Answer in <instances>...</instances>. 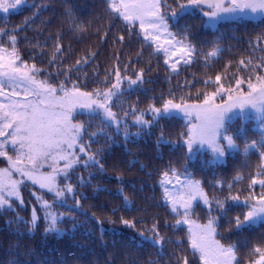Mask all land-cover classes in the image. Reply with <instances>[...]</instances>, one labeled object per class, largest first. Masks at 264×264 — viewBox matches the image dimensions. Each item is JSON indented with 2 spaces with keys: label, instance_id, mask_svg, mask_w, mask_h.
Returning a JSON list of instances; mask_svg holds the SVG:
<instances>
[{
  "label": "snow or ice",
  "instance_id": "snow-or-ice-1",
  "mask_svg": "<svg viewBox=\"0 0 264 264\" xmlns=\"http://www.w3.org/2000/svg\"><path fill=\"white\" fill-rule=\"evenodd\" d=\"M45 7L43 3L29 5L28 0H0V14L5 19L13 12L32 9L23 25L11 28L0 25V215L14 213L17 203L24 205L23 191L29 186L39 190V194L35 191L31 194L42 212L41 216L34 207L30 220L15 213L8 220L7 229L20 237L24 232L36 233L42 222L46 237H74L80 229L91 234L95 228L103 241L104 219L95 212L89 215L81 202L88 199L81 190L92 187L98 191L93 180L96 176H107L104 149L93 150V143L100 144L101 140L106 146L116 143L109 131L112 130L117 137L122 135L127 145L133 135L139 137L153 124L179 118L185 122V131L179 134L178 142L187 160L210 153L207 164L212 166L223 164L230 156L242 157L241 169L231 182L216 180L210 192L187 166L181 169L170 163L158 173V183L162 206L168 209L173 223L164 220L162 228L158 217H153L149 224L142 218L123 215L118 220L109 217L107 222H118L137 231L139 239L133 238L128 247L139 249L150 244L160 256L154 264H240L237 246L221 234V220H227V231L264 226V32L248 41L247 53L235 61H227L221 72L207 76L195 95L187 87L181 95L170 90L167 98L161 97L159 106L153 102L147 109H141L128 102L126 96L151 81L145 79L144 69L129 74L131 61L121 71L119 57L115 56L117 64L112 71L106 72L95 88L82 90L78 82L80 66L94 59L95 51L64 67L65 50L57 34L49 63L61 69L58 75L64 79L58 81L50 73L41 76L42 69L36 63L22 58L18 40L21 28L34 23ZM106 10L109 17L123 23L129 40L135 36L154 54L162 56L172 74H179L181 63L188 66L201 58L207 69L212 62H219L225 52L219 43L209 45L208 51L198 50L189 40L187 30L180 29V21L185 17L199 13L201 22L209 28L249 20L264 23V0H106ZM65 15L73 20L70 11ZM40 24L44 25V21ZM173 27L180 31H173ZM72 28L76 32L87 31L85 25L74 21ZM118 40L124 44L126 35H119ZM29 44L41 50L46 47L38 41ZM137 56H143V47ZM74 72L77 80L72 79ZM96 121L99 123L95 124ZM249 124L253 126L247 127ZM131 126L138 129L135 134L130 132ZM159 142L168 143L163 135ZM253 156L258 157L254 168ZM126 163L127 168L113 165L115 176L109 179H115L119 185L115 195L125 211H143L137 209L125 188V175L139 161ZM140 168L143 170L144 165L140 164ZM245 183L247 188L241 187ZM130 187L135 190V185ZM199 205L207 209L204 221L195 215V207ZM232 207L243 211L228 220ZM117 211L112 209V215ZM67 224H71L70 230H66ZM167 231L185 235L173 241ZM185 240L190 253L178 256L173 253L174 260L165 257L168 245L183 249ZM10 254L15 258L8 264H25L19 257L34 255L32 250H21L19 245L13 246ZM248 264H264V241L252 246Z\"/></svg>",
  "mask_w": 264,
  "mask_h": 264
},
{
  "label": "trees",
  "instance_id": "trees-1",
  "mask_svg": "<svg viewBox=\"0 0 264 264\" xmlns=\"http://www.w3.org/2000/svg\"><path fill=\"white\" fill-rule=\"evenodd\" d=\"M29 5L45 4L41 15L27 26L21 28L19 33V48L24 60L36 63L42 69L41 76L51 74L53 80H63V75H58L60 68L56 64L49 63V55L54 37L59 34L61 43L65 50L62 58L63 65L73 64L75 59L95 51L96 57L90 59L86 65H81L78 75V82L83 86L82 90H91L97 86V81L102 80L106 72H111L117 64L115 56L119 57L121 71L123 66L131 64L128 73L132 74L137 69H144L145 79L151 83L136 92L126 96V100L135 103L141 109H147L150 103L156 102L159 106L161 97L167 98L170 90L177 95L183 94V90L191 88L193 95L197 89L203 87V81L207 76L214 75L223 70L224 65L229 60H237L241 54L247 53L248 41L254 40L255 36L264 32V23L259 20H249L237 23H222L215 28H208L201 22L202 17L199 13L194 16L185 17L180 21V29H186L189 40L200 51H208V46L219 43L225 49L223 57L219 62H212L206 69L204 60L185 66L178 65L179 74H172L170 69L164 64L163 57L153 53L133 36L127 38L122 22L109 17L106 10V0H28ZM73 14V20L66 17V12ZM32 14L29 8L21 13L13 12L5 19L0 14V25L11 28L12 26L23 25L26 17ZM44 21V25L40 21ZM73 21L87 27L86 32L73 31ZM173 27V31H180ZM138 31V29L136 30ZM126 35L124 44L118 40L119 35ZM27 38V40L25 39ZM39 42L46 47L41 48L30 46ZM143 47V56L138 57L137 53ZM139 60L137 63L136 61ZM151 69L149 72L148 69ZM73 80H77V75H72ZM187 81V84H186ZM211 90V89H209ZM84 119V117H81ZM96 121L95 124H98ZM95 124L93 128H95ZM252 124L247 127H252ZM112 132L116 143L109 146L104 145L103 140L100 144L93 143L92 148L96 150L103 148L105 152V167L108 170L106 177L96 176L93 180L95 191L92 187L82 189L87 201L82 200L84 209L91 215L93 212L104 219L106 230L103 241L100 239L98 229L93 228L91 234H87L85 229H80L75 236L65 235L56 237L44 234L43 223L34 234L24 232L20 237L7 229V222L12 219L15 213H19L25 220H30L32 209L35 207L38 214L42 216L40 205L31 194L33 191L39 194V190L29 186L23 191L24 205L17 203L15 212L8 215H0V264H8L14 259L13 246L19 245L21 250H32L34 255L21 256L20 259L25 264H131L139 261V264H154L160 259L157 249L150 244H145L139 249L128 247V242L139 239L137 231L125 228L120 223H108V218L118 220L123 215L126 218L144 219L150 224L153 217H158L163 228L164 220L169 224L173 223L168 209L162 206L161 189L159 187L158 173L166 169L171 163L173 166L183 169L185 166L199 180L204 182L205 189L212 191V186L216 180L231 182L238 169H241L242 157H227L223 164L208 166L207 162L211 159L210 153H202L195 160H187L185 150L179 147V134L185 131V122L182 119L161 120L158 124H153L152 128L145 130L139 137L133 135L132 141L127 145L123 143L122 135L117 137ZM138 131L133 129V134ZM168 141L167 144L160 143L161 136ZM127 150V151H126ZM130 152L131 155L127 153ZM138 160L139 164L125 175V188L133 199L137 209L129 213L121 207V200L115 195L119 185L114 177L112 166L116 164L127 168V161ZM258 161L257 156L251 158L253 168ZM140 164L144 165L143 170ZM2 166V165H0ZM94 171V170H93ZM245 176L247 177V170ZM81 174L87 176L86 172ZM151 174V175H149ZM72 182H76L73 176ZM131 185H135V190H131ZM241 187L247 188V183ZM107 189V191H105ZM259 191V186L256 187ZM219 194V193H217ZM243 199V194L242 197ZM230 204L232 202H229ZM118 209L116 215H112V209ZM239 207H232L229 210L227 219L231 220L236 215L242 213ZM195 215L201 221L206 219L207 209L203 205L195 207ZM83 219V217H77ZM221 234L227 238L228 242L237 246L238 259L240 264H248V257L252 246L264 241V226L252 228H242L241 230L227 231V220H221ZM66 230L71 229V224L65 226ZM167 235L173 240L183 238L184 233L174 234L167 231ZM190 253L186 240L184 248H176L168 245L165 257ZM163 264V262H161Z\"/></svg>",
  "mask_w": 264,
  "mask_h": 264
},
{
  "label": "rangeland",
  "instance_id": "rangeland-1",
  "mask_svg": "<svg viewBox=\"0 0 264 264\" xmlns=\"http://www.w3.org/2000/svg\"><path fill=\"white\" fill-rule=\"evenodd\" d=\"M208 28H209V27H208ZM129 123L131 124V121H129ZM134 128H136V127H135V126H131V127H130L129 130H130L131 133H134V132H133V129H134ZM226 159H227V158H226Z\"/></svg>",
  "mask_w": 264,
  "mask_h": 264
}]
</instances>
